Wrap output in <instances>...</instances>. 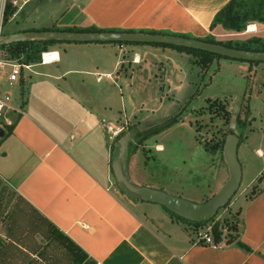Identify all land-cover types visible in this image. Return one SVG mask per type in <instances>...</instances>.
<instances>
[{
    "label": "crops",
    "instance_id": "crops-1",
    "mask_svg": "<svg viewBox=\"0 0 264 264\" xmlns=\"http://www.w3.org/2000/svg\"><path fill=\"white\" fill-rule=\"evenodd\" d=\"M18 1L2 25V34L97 27L205 37L221 29H211L210 24L229 0ZM253 24L257 26L253 33L264 27ZM131 45L138 60L152 54V64L143 70L142 79L153 82L154 91L162 84L180 88L174 77L178 78L184 69L181 58L189 59L187 52L150 44L126 46ZM71 46L97 49L105 57L108 52L111 55L102 63L91 56L88 63L76 61L70 54L66 57ZM116 48L123 49L114 41L54 43L47 51L57 52V59L29 62L32 66L21 70L15 81L21 85L20 98L13 99L6 91L19 112L7 115L10 124L0 120V192L10 198L8 209L0 214L3 246L32 256L45 248L46 238L56 239L65 248L62 236L84 253V258L76 262L68 251L74 264H264V122L254 124L255 117L247 103L244 111L248 114L243 117L246 123L236 129L237 136L240 134L236 146L240 180L233 196L240 192L226 205L237 202L234 210L226 208L239 214L231 240L224 235L215 245L197 242L194 224L173 218L159 204L122 198L117 193L111 170V141L99 123L100 116L106 119L109 111L101 109L85 77H95L96 83L102 77L113 82V77L121 78L119 67L123 62L113 55ZM0 58L3 59L1 52ZM158 62L162 64L156 66ZM133 63L137 73L142 70L140 62ZM236 116H231L234 126ZM156 135L159 134H149L145 139ZM164 149L155 142V151ZM139 151L140 148L128 150L125 154L122 148L119 160L126 158L123 172L134 185L154 188L138 177ZM220 154L218 179L210 197L229 178L223 149Z\"/></svg>",
    "mask_w": 264,
    "mask_h": 264
},
{
    "label": "rangeland",
    "instance_id": "rangeland-1",
    "mask_svg": "<svg viewBox=\"0 0 264 264\" xmlns=\"http://www.w3.org/2000/svg\"><path fill=\"white\" fill-rule=\"evenodd\" d=\"M250 24L247 29L245 28L244 33L238 35L227 36L222 28L215 30L211 35L218 40H226L227 38L246 39L252 35H260L264 38V27L258 28V31L253 33L248 30ZM126 45L120 44L123 49L118 51L116 48L113 52V55L121 60L120 63L123 62L119 67V69L122 68L121 78L116 79L113 77L115 81L113 82L109 78L102 77L101 81L96 83L95 77L85 76L86 80L88 79L87 85L97 103L101 105V109L104 107L106 111H109L105 118L113 122L117 120L120 122L128 121V126L122 134L114 138L109 137L113 150L111 162L115 158L119 160V153L122 148L125 154L128 150L131 152L140 148V154H138V158L136 157L139 173L136 172L141 180L155 186L154 188L163 189L168 193L184 197L193 202H203L206 200L205 196L210 197L209 194L218 179V167L221 162L220 149L210 150L204 144L208 147L219 144L220 140L226 137L224 134L228 132L229 128L237 132L239 129L236 128V125L234 126V122H231V120H234L231 119V116L234 118L237 115L244 119V112L246 116L248 114L244 111L246 103L255 117L254 124H257L260 120L264 122V61L250 63L220 57L219 59L214 58L204 68L194 63V61L200 60V55L188 53L190 60L187 56L181 58L184 69L178 73L180 75L178 78L174 77L176 84H180V88L162 84V86L156 87L157 91H154L153 82L142 79L144 77L142 75L143 70L147 68V65L152 64V54L138 60L137 56L134 55L136 50L134 45ZM49 48L50 46H48ZM96 50L71 46L66 51V57L70 54L76 61L82 60L87 63L90 56L93 57L94 61L101 63L104 58H110L111 52H108L105 57V54H101L100 51ZM42 52H40V56ZM56 54L57 52L47 55L46 61L54 59ZM62 55L65 58L64 52H62ZM22 56L25 57V55ZM32 56L33 59L27 62L41 60L37 48H34ZM20 58L22 60H19H24V58ZM161 60L168 63L165 58L161 57ZM136 61L141 63L142 68L138 73L137 69L134 68L136 65H133V62L136 63ZM159 64L162 63H155L156 66ZM8 70V67H5L2 71L0 70V95L9 91L13 99L20 98L21 85L16 84V82L13 85L8 84L6 80ZM24 71L27 70L24 69ZM77 79H79V76H77ZM208 98H218L227 102L226 107L230 111L227 124L224 123L219 109L212 113L208 111L206 100ZM178 112H180L179 122L160 131L159 135L145 139L155 127ZM155 122L157 124L151 126ZM144 127H148L146 131L143 130ZM155 142H160L165 148L164 151H155ZM125 159L122 157V161H117L122 171L124 170ZM123 175L127 178L124 172ZM113 178L117 193L122 198L127 196L119 188L114 174ZM239 192L238 190L230 199V202L239 195ZM230 202L228 206L226 204L221 207L212 220H208L204 224L194 225V232L205 230L208 225L212 226L219 223L221 226L224 225L227 238L229 233H232L230 236L233 235L239 214L238 212H231L237 202L233 204H230ZM9 204L10 198L8 195L0 192V214L8 209ZM226 207H230L231 210ZM218 214L220 215L217 219ZM1 234L2 228L0 227V264H74L71 260V254L54 238H46L44 240L47 242V244H44L45 248L37 252L34 251L36 254L30 256L27 252L6 249L3 246L5 238Z\"/></svg>",
    "mask_w": 264,
    "mask_h": 264
},
{
    "label": "water",
    "instance_id": "water-1",
    "mask_svg": "<svg viewBox=\"0 0 264 264\" xmlns=\"http://www.w3.org/2000/svg\"><path fill=\"white\" fill-rule=\"evenodd\" d=\"M31 40L162 43L198 49L233 59L264 61V51L239 49L197 38L154 32L29 30L2 34L0 36V45ZM2 134V131H0V135ZM237 141V132L229 128L222 147L224 158L229 166V178L217 193L200 203L170 194L162 189L134 185L123 175L121 166L118 164L120 160L117 158L111 162V169L118 181L119 188L129 198L165 206L174 213L191 221H208L216 215L221 207L228 203L238 187L240 165L236 157Z\"/></svg>",
    "mask_w": 264,
    "mask_h": 264
},
{
    "label": "trees",
    "instance_id": "trees-1",
    "mask_svg": "<svg viewBox=\"0 0 264 264\" xmlns=\"http://www.w3.org/2000/svg\"><path fill=\"white\" fill-rule=\"evenodd\" d=\"M15 11V6H13L11 3H7L5 5L4 14H3V23L6 22V20L13 14ZM250 23H258L264 25V0H229L223 7H221L216 14L214 15L210 28L213 29L216 26L221 27L224 31L227 33H244L247 29V26ZM246 28V29H245ZM71 30V31H118L114 29H100L97 27H88V28H74V27H68V28H51L50 30ZM129 31V30H127ZM151 32H157V31H151ZM166 33V32H163ZM167 34H174V35H180V36H186L190 38H197L203 41L207 42H213L218 44H223L225 46L239 48V49H245V50H255V51H264V38L260 35H252L246 39H231L227 38L226 40H218L213 37V35L209 34L205 37H193L188 34H176V33H167ZM60 41L56 40H31V41H20V42H13V43H6L0 45V52L1 57L3 59H21L20 57L22 55H25L23 61H30L33 59L32 52L34 48H37L40 56V52L47 51L48 46L57 43ZM111 42V41H110ZM116 43L120 44H150V45H158V46H164V47H171L178 49L180 51H185L187 53H193L198 54L201 56L200 60L194 61V63L199 64L200 66L206 68L211 61L214 58H220L224 57L218 54L188 48V47H182V46H175V45H169V44H162V43H144V42H120L117 41ZM3 53V54H2ZM39 58V57H38ZM228 58V57H224ZM233 59V58H230ZM22 60V59H21ZM241 60V59H237ZM247 61V60H243ZM250 63H258L260 61H247ZM208 102L207 108L209 112H215L217 109H219L222 113V117L224 119V123L227 124L229 122L230 117V111L227 109L226 101H223L221 99H206ZM179 114H175L172 117H169L166 119L162 124L158 125L151 131V135L157 134L160 131H163L173 125H175L177 122L180 121ZM246 115V113H245ZM245 120L242 119L239 116L236 117V128L241 129L242 126L245 125ZM12 126V125H11ZM228 131V130H227ZM228 132H226L224 135L226 136ZM238 138L240 139V134L238 135ZM225 137L220 140L219 144H216L215 146H206L207 149L213 150L219 148L220 151H222L223 143H224ZM135 200V199H133ZM142 201V200H141ZM161 207L166 210L173 218L185 222L190 223L194 225L204 224L207 221H191L189 219H186L173 211L169 210L165 206ZM215 216V215H214ZM213 216V217H214ZM212 217V218H213ZM212 218L210 220H212ZM235 225V224H234ZM236 226V225H235ZM234 227V226H233ZM225 227L224 225H220L219 223H215L212 225V235L215 240V242H219L221 238H223L224 235H227L225 233ZM225 233V234H224ZM232 233H229V236ZM231 237V236H230ZM233 237L229 238L231 240ZM61 242L65 244V248L67 251H69L74 257L76 262H79L84 258V253L79 251L78 247H76L71 241H66L62 238H60ZM65 241V242H64ZM237 244L241 246H245L242 242L237 241Z\"/></svg>",
    "mask_w": 264,
    "mask_h": 264
},
{
    "label": "built area",
    "instance_id": "built-area-1",
    "mask_svg": "<svg viewBox=\"0 0 264 264\" xmlns=\"http://www.w3.org/2000/svg\"><path fill=\"white\" fill-rule=\"evenodd\" d=\"M11 3L13 6L19 5L18 0H0V36L2 35V25H3V14L5 5L7 3ZM49 52V51H46ZM44 52L41 53V60L40 63H45V59L43 57ZM55 60V59H54ZM137 60V59H135ZM32 66L31 63L21 61V60H11V59H1L0 58V70L4 69L5 67L9 68L7 80L9 85H12L15 81L18 80V77L21 73L22 69H29ZM12 111H18L12 103H11V96L9 93L5 92L3 95H0V119L7 124H10L12 121L8 118V114ZM101 125L106 128V131L110 138H114L120 133H122L126 127L128 126V121H108L104 118L100 120ZM195 238L197 242H202L205 244L215 245L213 235H212V226L208 225L205 230L197 231L195 234Z\"/></svg>",
    "mask_w": 264,
    "mask_h": 264
},
{
    "label": "bare ground",
    "instance_id": "bare-ground-1",
    "mask_svg": "<svg viewBox=\"0 0 264 264\" xmlns=\"http://www.w3.org/2000/svg\"><path fill=\"white\" fill-rule=\"evenodd\" d=\"M256 29H257V26H256V24H250V26H249V31L250 32H252V31H256ZM50 53H54V52H51V51H49V52H44V55H43V57H44V59H45V55H49ZM58 58V57H57ZM57 58H54V59H57ZM54 59H51L52 61H54ZM45 62H46V59L44 60Z\"/></svg>",
    "mask_w": 264,
    "mask_h": 264
}]
</instances>
